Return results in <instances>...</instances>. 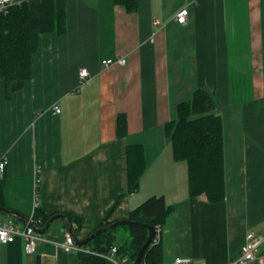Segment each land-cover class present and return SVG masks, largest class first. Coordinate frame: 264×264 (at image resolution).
Returning <instances> with one entry per match:
<instances>
[{"label":"crops","instance_id":"0c3cea01","mask_svg":"<svg viewBox=\"0 0 264 264\" xmlns=\"http://www.w3.org/2000/svg\"><path fill=\"white\" fill-rule=\"evenodd\" d=\"M64 4L65 31L39 34L31 77L9 99L0 78L5 207L29 218L36 206L70 213L80 219L69 223L80 240L105 219H128L161 195L171 207L161 224V260L236 259L247 231L264 233V0H137L133 12L113 0ZM181 8L184 23L175 19ZM109 57L126 62L104 66ZM83 67L89 76L81 82ZM197 87L212 93L222 119L225 197L216 203L189 195L187 164L173 159L164 130L177 103ZM118 113L125 116L121 134ZM130 144H140L144 154L135 191L127 184ZM232 152L242 154L245 172L238 195L226 187ZM65 231L55 218L42 234L48 241L33 254L24 252L19 236L0 243V264H35L37 253L41 264H78L77 252L54 243ZM253 262L264 264V245Z\"/></svg>","mask_w":264,"mask_h":264},{"label":"trees","instance_id":"16d2710c","mask_svg":"<svg viewBox=\"0 0 264 264\" xmlns=\"http://www.w3.org/2000/svg\"><path fill=\"white\" fill-rule=\"evenodd\" d=\"M113 2L127 12L137 8V0ZM65 29L64 0H23L8 7L6 12H0V78L4 79L7 99L31 77V56L37 50L39 34L51 31L61 34ZM116 128L119 134L125 129V116L122 113L116 116ZM164 130L171 144L173 159L187 164L189 195L203 194L211 203L223 200V127L212 93L203 87L195 88L189 98L177 103L176 117L164 125ZM126 159L128 191H135L144 170L142 146L128 145ZM3 182L4 176L0 178V205L5 206ZM170 211L171 207L165 204L161 195L152 196L132 209L128 219L141 220L154 227L161 226ZM51 215L36 206L31 218L36 227H41ZM66 218L70 224L72 221H76L77 225L80 223V219L70 213L66 214ZM112 221L105 219L99 226ZM118 226L101 231L83 244L90 251L78 252V264H111L104 256L111 246H116L118 254L127 255L133 261L148 231L139 225H123L129 237L119 242L116 235ZM159 261L160 238L145 248L139 264H156Z\"/></svg>","mask_w":264,"mask_h":264},{"label":"built area","instance_id":"2783aa9c","mask_svg":"<svg viewBox=\"0 0 264 264\" xmlns=\"http://www.w3.org/2000/svg\"><path fill=\"white\" fill-rule=\"evenodd\" d=\"M21 1L23 0H0V12H6L8 7L14 4H19ZM186 13V8H181L175 14V19L178 22L184 23ZM125 62L126 59L124 57H109L101 60V63L104 66L124 64ZM78 74L80 81L82 82L89 76V71L83 67L79 70ZM53 111L59 112L58 106L54 105ZM6 164L7 159L4 156L0 159V178H2ZM35 204H37L36 201ZM154 230L155 234L152 243L156 242L160 238L161 226L156 225ZM16 236L22 238L23 249L27 254H33L39 242L48 241L42 236V234L35 230L33 223L26 222L23 225H19L12 219H0V243L12 242ZM263 242L264 233H255L252 230L247 231L244 241L240 247L238 257L226 264H250V262L258 258L260 255L261 245ZM54 243L67 252L84 251V247L75 242V237L69 231L64 232L63 239L61 241ZM85 250L89 251L87 248H85ZM104 256L111 264H133V261H130L127 255L117 253L116 246H111L109 251ZM190 261L191 260L188 257H175L172 260H161L156 264H190Z\"/></svg>","mask_w":264,"mask_h":264},{"label":"water","instance_id":"95a60500","mask_svg":"<svg viewBox=\"0 0 264 264\" xmlns=\"http://www.w3.org/2000/svg\"><path fill=\"white\" fill-rule=\"evenodd\" d=\"M0 213H4V214H7V215L16 217V218H20V219L25 220V221H27L29 223H32L29 217L23 216V215L19 214L18 212L14 211V210H11V209H9V208H7L5 206H2V205H0ZM55 218H60L64 222L67 230L71 234H73V236H74V231L71 228V225L69 224V222H68V220L66 218V215L63 214V213L52 214L45 221L43 226L35 227L36 231L39 232V233L45 232L46 229L48 228V226L50 225V223ZM118 225H139V226H143V227H145L147 229V231H148L147 237L144 240V242L140 245V247L138 248V250H137V252H136V254L134 256V259H133V264H139V260H140V257L142 255L143 251L145 250V248L148 245H150L152 243V240H153V237H154V234H155L154 226L152 224H150V223L143 222L141 220H132V219H118V220H114L112 222H109L107 224H104V225H101V226L97 227L92 232H90L87 236H85L84 238H82L80 240H75V242L78 245L86 244L90 239H92L95 235H97L101 231L107 230V229H111V228H113L115 226H118ZM34 260H35V264H41L40 254H38V253L35 254Z\"/></svg>","mask_w":264,"mask_h":264},{"label":"rangeland","instance_id":"374dc122","mask_svg":"<svg viewBox=\"0 0 264 264\" xmlns=\"http://www.w3.org/2000/svg\"><path fill=\"white\" fill-rule=\"evenodd\" d=\"M226 155H227V159L225 161V169L227 172V182H226L227 193H228V195H230V193L235 191V195H238L239 193L241 194V192L245 188V186L243 184L244 178H245V172L241 166V164L243 162L242 161V154H239L238 152H235V153L232 152L231 154L227 153ZM262 163L263 164H262V170H261V179L259 181V184H260L259 187L261 186V188H262V197L261 198H262V201L264 204V159H263ZM35 200L37 202V198H35ZM0 218L5 219L7 217L5 214L0 213ZM30 220L34 224L33 219L31 217H30ZM34 226H35V224H34ZM45 232L40 233V234H44ZM116 235H117V241H119V242H123L124 240H126L129 237L128 230L123 225H119L117 227ZM263 243H262V245H264ZM85 248L86 247H84V251H77V253L78 252H88L85 250ZM254 263H256V262H253V261L250 262V264H254Z\"/></svg>","mask_w":264,"mask_h":264}]
</instances>
